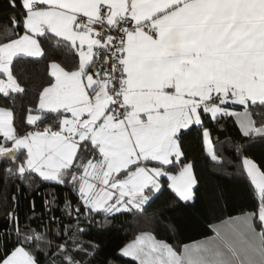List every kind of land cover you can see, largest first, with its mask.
Listing matches in <instances>:
<instances>
[{
	"label": "snow or ice",
	"instance_id": "obj_1",
	"mask_svg": "<svg viewBox=\"0 0 264 264\" xmlns=\"http://www.w3.org/2000/svg\"><path fill=\"white\" fill-rule=\"evenodd\" d=\"M19 7L21 19L0 26V94L25 93L13 71L20 58H47L48 81L19 122L14 107L0 106V161L8 178L70 185L79 200L65 201L70 218L79 220L81 209L105 220L142 214L162 178L182 201L194 200L198 181L183 162L182 137L205 116H235L245 137L264 139V0H20ZM202 134L220 163L209 130ZM242 167L255 210L180 246L142 231L121 254L136 264H264V168L248 156ZM8 216L16 239L0 264H42L41 255L47 264H83L75 255L87 254L76 239L83 229L61 239L69 227L51 228L54 216L36 228Z\"/></svg>",
	"mask_w": 264,
	"mask_h": 264
},
{
	"label": "trees",
	"instance_id": "obj_2",
	"mask_svg": "<svg viewBox=\"0 0 264 264\" xmlns=\"http://www.w3.org/2000/svg\"><path fill=\"white\" fill-rule=\"evenodd\" d=\"M16 3L18 6L13 9L9 0H0V26H10L13 15L21 19L19 14L23 9L19 7L20 0ZM18 31L23 34V27ZM42 46L48 50L50 44L42 41ZM48 63L47 58L30 57L14 62V75L26 91L8 98L0 94V106L14 107L18 122L27 108L35 106L39 91L46 86ZM12 99L15 100L14 105L10 103ZM232 107L243 109L240 105ZM203 119V127L192 126L182 137L186 155L183 162L193 164L198 181L194 200L182 201L167 187V178H162V191L142 214L123 212L105 220L102 214L92 213L86 217L81 209L79 220L74 218V212L70 218L64 210L65 201H71L73 207L79 204L77 192L70 185L45 182L36 175L8 178L3 173L7 161H0V255L10 249L16 239L9 212L18 216L21 227L31 224L36 228L47 224L50 217H56L57 223L51 224V228L69 227L67 236L61 239L73 236L77 228L83 229L76 239L85 242L87 254L75 253L83 264H136L131 258L124 257L121 249L142 231H153L158 239L180 246L214 236V226L227 217L236 216L243 210H255L257 199L250 178L243 170L242 158L248 156L264 168V139L245 137L233 116L217 120L205 116ZM206 128L210 130L214 150L222 157L220 163L212 161L206 151L202 134ZM53 199L55 203H51ZM39 258L42 264H47L43 255Z\"/></svg>",
	"mask_w": 264,
	"mask_h": 264
},
{
	"label": "crops",
	"instance_id": "obj_3",
	"mask_svg": "<svg viewBox=\"0 0 264 264\" xmlns=\"http://www.w3.org/2000/svg\"><path fill=\"white\" fill-rule=\"evenodd\" d=\"M0 79H5V80H6V76H4L3 74H0ZM232 110H233V111H236V112H243L244 109L238 110V109H235V108L232 107ZM33 114H38V113L34 112ZM233 117L236 119V121H237V123H238L237 117H235V116H233ZM238 126H239V124H238ZM206 129H208V128H206ZM208 130H209V129H208ZM209 132H210V130H209ZM210 139H211L212 144H213V140H212V137H211V133H210ZM9 146H10V145H9ZM213 146H214V144H213ZM193 172H194V168H193ZM194 174H195V173H194ZM161 183H162V179H161ZM195 187H196V186H195ZM195 187H194V190H195ZM191 201H193V200H191ZM191 201H187V202H191ZM218 224H219V223H218ZM218 224H217V225H218ZM214 235H215V234H214ZM211 237H212V236H211ZM208 238H209V237H208ZM205 239H206V238H205ZM205 239H203V240H205ZM201 241H202V240H201ZM198 242H199V241H198ZM126 245H127V244H126ZM126 245H125V246H126ZM125 246H124V247H125ZM124 247H123V248H124Z\"/></svg>",
	"mask_w": 264,
	"mask_h": 264
}]
</instances>
